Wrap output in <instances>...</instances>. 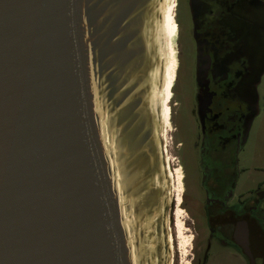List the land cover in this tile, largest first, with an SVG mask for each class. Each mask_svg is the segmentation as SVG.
<instances>
[{
    "label": "water",
    "instance_id": "95a60500",
    "mask_svg": "<svg viewBox=\"0 0 264 264\" xmlns=\"http://www.w3.org/2000/svg\"><path fill=\"white\" fill-rule=\"evenodd\" d=\"M161 5L0 0V264H166Z\"/></svg>",
    "mask_w": 264,
    "mask_h": 264
},
{
    "label": "flooded vegetation",
    "instance_id": "af4514ba",
    "mask_svg": "<svg viewBox=\"0 0 264 264\" xmlns=\"http://www.w3.org/2000/svg\"><path fill=\"white\" fill-rule=\"evenodd\" d=\"M169 25L173 35L171 15ZM179 26L191 88L183 114L195 124L187 130L182 120L179 142L184 201L197 220L192 262L249 264V248L260 253L264 237L259 201L249 206L247 158L264 79V0H181ZM165 105L167 126L169 98Z\"/></svg>",
    "mask_w": 264,
    "mask_h": 264
},
{
    "label": "rangeland",
    "instance_id": "374dc122",
    "mask_svg": "<svg viewBox=\"0 0 264 264\" xmlns=\"http://www.w3.org/2000/svg\"><path fill=\"white\" fill-rule=\"evenodd\" d=\"M165 2L167 5L166 14L171 15V18L174 17L176 22V31L170 39L175 73L172 74L171 71L168 73V62L165 69V98L163 106H165L169 98V123L167 126L164 124L161 132V145L167 177L163 232L168 249L165 254V263L193 264L191 254L195 245L197 220L184 201L183 156L179 142L182 120L187 130L193 129L195 124L190 113L183 114L187 92L190 91L191 95V88L187 81V63L185 61L184 48L182 47L183 44L182 46L180 45L182 33L177 36V31L180 28L181 0H165ZM181 17L185 19L184 11ZM172 65L171 70L173 69ZM258 94L260 114L253 124L247 147V158L249 160V206L256 205L255 201L258 200L257 206L259 207L260 205L262 209L261 215L264 217V195L262 196L264 192V79L259 86ZM183 116H186L185 119H183ZM251 197L254 199L251 200ZM261 227L264 229L263 224H261ZM235 264H243V262L237 258Z\"/></svg>",
    "mask_w": 264,
    "mask_h": 264
},
{
    "label": "bare ground",
    "instance_id": "6f19581e",
    "mask_svg": "<svg viewBox=\"0 0 264 264\" xmlns=\"http://www.w3.org/2000/svg\"><path fill=\"white\" fill-rule=\"evenodd\" d=\"M166 2L162 0L161 5V22H160V37H161V55H162V62L164 65V79L161 82L160 88L156 89L154 98L157 106H159V118H160V131H159V140L162 144L161 132L163 131L164 124L167 122V106H163L164 103V94H165V69L167 64L168 58V38L172 35L173 28L169 25V15L166 14ZM172 59V58H171ZM170 60V59H169ZM173 64V63H172ZM163 150V149H162ZM163 152V151H162ZM164 155V154H163ZM166 171V168H165Z\"/></svg>",
    "mask_w": 264,
    "mask_h": 264
},
{
    "label": "trees",
    "instance_id": "16d2710c",
    "mask_svg": "<svg viewBox=\"0 0 264 264\" xmlns=\"http://www.w3.org/2000/svg\"><path fill=\"white\" fill-rule=\"evenodd\" d=\"M249 264H251L250 259H249Z\"/></svg>",
    "mask_w": 264,
    "mask_h": 264
}]
</instances>
